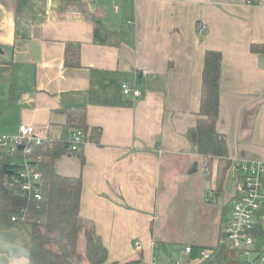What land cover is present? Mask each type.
I'll return each mask as SVG.
<instances>
[{
    "label": "crops",
    "instance_id": "crops-1",
    "mask_svg": "<svg viewBox=\"0 0 264 264\" xmlns=\"http://www.w3.org/2000/svg\"><path fill=\"white\" fill-rule=\"evenodd\" d=\"M251 44L264 49V0H0V136L29 124L62 138L74 132L63 110H83L99 141L55 168L63 161L70 167L58 173L81 177L79 215L107 248L103 264H196L184 248L218 240L155 237L163 171L167 194L169 176L176 181L194 163L205 175L186 133L197 119L206 50L222 57L217 130L228 158L264 162V51ZM76 46L77 64L67 65ZM124 82L139 95H123ZM216 164L212 158L207 177L224 206L231 173L216 192ZM257 237L256 245L264 231ZM27 244L19 225L0 220V264H28Z\"/></svg>",
    "mask_w": 264,
    "mask_h": 264
},
{
    "label": "trees",
    "instance_id": "trees-1",
    "mask_svg": "<svg viewBox=\"0 0 264 264\" xmlns=\"http://www.w3.org/2000/svg\"><path fill=\"white\" fill-rule=\"evenodd\" d=\"M77 49V46L70 48L73 52L69 55L70 59L67 56V65L77 64L76 62L72 63V59L77 55ZM251 50L259 53L264 51L261 44H251ZM71 54L73 55L72 59ZM221 58L219 51L206 50L204 52L197 119L195 125L186 133L187 138L203 159L206 176L211 168L212 158H216L214 189L219 193L223 191L225 175L229 169L231 173L233 164V160H230L227 155L225 137L217 130ZM63 111L66 113L67 127L81 130L85 134V142L97 143L99 141L100 129L88 127L83 110ZM87 131H90L88 136ZM66 136L67 134H64L62 138H51L50 141L44 142L35 149V156L40 154L41 157L38 162L42 175V199L40 202H27L16 198L5 186L3 175L0 178V220L10 221L13 214H18L21 218L19 208L24 207L25 209L24 220L18 221L16 224L23 229L28 237L26 247L28 264H82L83 261L88 264H103L107 260V248L95 231L94 225L90 221L82 220L79 215L81 177L60 174L55 168V161L58 158L67 153L79 152L70 150L69 143L65 141ZM231 179L235 185L234 179L232 177ZM80 233L84 236L83 255L77 251ZM259 233H263L262 230L260 231V225H254L252 234L258 236ZM221 234V239H223L224 232ZM218 239L220 241V238ZM258 246L259 244L256 245V247ZM201 249L210 250L211 254L198 264H247L238 254L239 249L230 247L225 241V237L222 243L218 242L210 246L192 245L190 253L196 257ZM254 252L255 249H252L251 253ZM140 262V258H138L123 262L113 261L110 264H140Z\"/></svg>",
    "mask_w": 264,
    "mask_h": 264
},
{
    "label": "built area",
    "instance_id": "built-area-1",
    "mask_svg": "<svg viewBox=\"0 0 264 264\" xmlns=\"http://www.w3.org/2000/svg\"><path fill=\"white\" fill-rule=\"evenodd\" d=\"M247 1L251 3V0ZM202 30L203 26L200 25L198 31ZM121 88L125 96L135 97L140 93L130 83H122ZM42 132L32 125L21 124L16 135L0 136V178L3 175L8 191L22 201L38 203L42 199V175L38 165L41 157L40 154L35 156V149L51 140ZM65 141L69 143L71 151L78 152L85 143L84 134L81 130H74L71 135L65 137ZM231 177L235 185L230 199V218L223 227L225 241L230 247L239 249L238 254L247 264H264V238L256 247L258 237L252 234L254 225H260V231H264L261 222L264 216V162L233 160ZM205 200L208 201V198ZM24 210V207H20L21 218L18 214H13L10 221H23ZM252 249H255L254 253H251ZM184 250L189 253L190 246H186ZM210 254V250H199L196 264L208 258ZM142 264L156 263L151 259Z\"/></svg>",
    "mask_w": 264,
    "mask_h": 264
},
{
    "label": "rangeland",
    "instance_id": "rangeland-1",
    "mask_svg": "<svg viewBox=\"0 0 264 264\" xmlns=\"http://www.w3.org/2000/svg\"><path fill=\"white\" fill-rule=\"evenodd\" d=\"M57 166L58 172H67L64 168L70 167L63 161H57ZM192 168L193 165L186 172L179 171L176 181L169 176L170 180L167 181L171 187L169 194L165 193L166 189L164 188L167 187L168 174L163 171L161 191H159L156 208L158 222L157 228H154L155 237L159 240L168 239L170 241L172 239L175 242L194 241L202 243H212L220 238L217 243H222L224 241V237L221 239L222 226L230 218L232 201L226 202L223 206L222 194L214 196L210 190L209 177L202 173L201 167H198L197 171H192ZM228 182L232 189L233 181L228 178ZM206 196L209 201L205 200ZM219 223L220 228L218 227ZM81 235L83 234L80 233L78 236L77 251L83 255L84 236L79 239ZM173 245L179 246V244Z\"/></svg>",
    "mask_w": 264,
    "mask_h": 264
},
{
    "label": "water",
    "instance_id": "water-1",
    "mask_svg": "<svg viewBox=\"0 0 264 264\" xmlns=\"http://www.w3.org/2000/svg\"><path fill=\"white\" fill-rule=\"evenodd\" d=\"M196 167H197V164L194 163L192 170L194 171L196 169Z\"/></svg>",
    "mask_w": 264,
    "mask_h": 264
}]
</instances>
